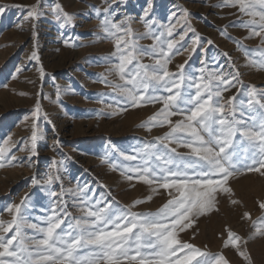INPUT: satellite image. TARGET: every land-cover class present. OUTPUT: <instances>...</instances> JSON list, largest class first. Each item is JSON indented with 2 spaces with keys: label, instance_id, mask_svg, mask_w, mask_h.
I'll return each mask as SVG.
<instances>
[{
  "label": "rangeland",
  "instance_id": "374dc122",
  "mask_svg": "<svg viewBox=\"0 0 264 264\" xmlns=\"http://www.w3.org/2000/svg\"><path fill=\"white\" fill-rule=\"evenodd\" d=\"M218 5L221 0H0V147L9 136L10 145H16L0 167V219L11 220L13 216L6 209L19 204L26 195L27 207L22 209L25 223L46 227L47 218L60 204L70 214L66 223L74 224L73 218L82 215V200L93 204L100 201L101 207L110 204L117 215L128 208L156 212L170 198L167 193L174 192L126 179V175H134L126 170L136 168L140 160L125 157L164 136L169 127L147 123L162 107L160 103L133 107L113 91V84L123 83L117 72L110 71L119 60L113 55L114 38L101 27L103 13L98 9L109 8L113 22L127 21L132 35L125 39L135 40L144 49L158 43L152 35L145 36L150 31L158 35L175 25L168 39L176 41L186 31L185 40L177 44L182 46L180 53L173 50L169 70L176 72L178 65L185 64V73L197 78L201 69L233 75L238 70L240 84L224 91L223 97H236L237 119L248 123L254 117L258 120L264 109L249 107L248 101L253 91L256 99H262L259 94L264 93V67H260L264 37L252 36V29L243 26L242 22L252 17L242 14L238 7ZM30 6L38 7L42 13L39 19L26 18ZM146 10L148 17H144ZM64 13L72 19L67 20ZM145 20L151 21V29ZM197 37L201 46L191 52V42ZM33 51L38 60L30 59ZM140 60L151 64L153 57L143 55ZM37 103L41 106L38 119L34 116ZM34 123L38 133L35 155L19 150L24 144L30 147ZM237 148L239 165L251 164L247 144L241 145L237 139ZM178 151L186 153L188 149L179 147ZM12 155L15 161L8 159ZM49 176L59 178L49 184ZM262 177L259 172L239 167L227 181L231 191H218L213 209L195 217L194 226L179 232V238L223 255L229 264H264V235H252L257 230L264 233ZM81 189L86 197L80 194ZM149 195L150 201L146 199ZM136 200L145 202L133 207ZM245 213H250L251 219ZM229 230L242 238L239 250L249 254L248 259L239 255L237 247L224 246ZM25 232L43 237L30 228ZM89 251L84 249L81 254Z\"/></svg>",
  "mask_w": 264,
  "mask_h": 264
},
{
  "label": "snow or ice",
  "instance_id": "6c2138e0",
  "mask_svg": "<svg viewBox=\"0 0 264 264\" xmlns=\"http://www.w3.org/2000/svg\"><path fill=\"white\" fill-rule=\"evenodd\" d=\"M218 6L238 7L242 14L252 17L242 22L243 26L252 29V36L264 37V0H221ZM57 8L60 6L57 5ZM97 11L103 13L101 27L104 32L115 40L113 55L118 57L119 62L110 71L117 72L123 83L113 84V91L122 95L133 107L160 103L162 107L148 118L147 123L169 127L164 136L146 142L135 155L125 157L129 161L140 160L136 168L126 170L134 173L126 175V179H137L174 192L167 193L170 198L156 212H134L128 208L117 215L110 204L101 207L100 201L93 204L90 200H82L79 205L82 215L73 218L74 224L66 223L65 217L70 214L60 204L47 218L46 227L25 223L22 209L27 207L29 197L26 195L19 204H12L6 209L13 216L11 220L0 219V264H229L223 255L217 256L181 240L179 232L192 227L195 217L213 209L218 191H231L226 184L239 167L264 175V112L258 120L254 117L252 123H248L236 118V97L224 99L223 92L239 83L238 70L233 75L223 71L205 73L201 69L198 78L185 73V64L178 65L176 72L169 70L173 50L175 54L180 53L182 46L177 47V44L185 40L186 31L179 34L178 41L168 39L172 37L175 25L158 35L150 31L145 36L152 35L158 43L144 49L135 40L125 39L132 35L127 21L113 22L110 19L113 13L109 8ZM184 12L187 16L186 9ZM41 15L37 6H30L26 18L39 19ZM63 15L69 21L72 19L67 13ZM148 15L146 10L144 17ZM145 24L151 29V21L145 20ZM191 31L195 32L194 29ZM191 43V52L201 46L199 37ZM143 55L152 56L153 62L142 63L140 57ZM30 59H39L36 51L32 52ZM260 67H264V62L260 63ZM162 90L167 94H150ZM250 95L249 107L264 109V93L259 94L262 99H256L255 91ZM40 110L41 106L37 103L34 111L37 119ZM175 116L182 118L173 120ZM32 127L30 147L24 144L22 138L24 147L19 150H28L35 155L38 133L35 123ZM237 139L241 145L247 144L251 164L239 165ZM10 141L11 136L0 147V167H4L8 153L16 146L15 143L10 145ZM179 147L188 149V152H179ZM8 159L15 161L17 158L12 155ZM58 178L49 176L48 183ZM33 182L36 183L35 180ZM79 191L86 197L82 189ZM146 199L150 201L152 196ZM144 202L136 200L133 207ZM260 207L264 208V203ZM245 216L251 219L250 213H245ZM25 228L42 233L43 237L29 236ZM258 234L264 235L259 230L252 235ZM241 240L237 233L229 230L225 246L231 244L237 247L239 255L248 259L249 254L239 250L238 242ZM84 249L91 251L82 255Z\"/></svg>",
  "mask_w": 264,
  "mask_h": 264
},
{
  "label": "bare ground",
  "instance_id": "6f19581e",
  "mask_svg": "<svg viewBox=\"0 0 264 264\" xmlns=\"http://www.w3.org/2000/svg\"><path fill=\"white\" fill-rule=\"evenodd\" d=\"M258 78H259V77H258ZM239 84H240V83H239ZM73 163H74V162H73ZM76 169H77V168H76ZM262 178H263V177H262ZM262 178H261V179H262ZM258 180H259V179H258ZM262 180H264V178H263ZM260 181H261V180H260ZM252 182H253V181H252ZM263 182H264V181H263ZM241 184H242V183H241ZM237 186H239V185H237ZM240 186H241V185H240ZM234 188H235V187H234ZM235 189H236V188H235ZM153 191H154V190H153ZM147 192H148V191H147ZM161 195H162V194H161ZM160 197H161V196H160ZM155 200H157V199H155ZM223 206H224V205H223ZM224 210H225V209H224ZM224 210H223V211H224ZM258 213H259V212H258ZM229 216H230V215H229ZM197 218H198V217H197ZM200 220H201V219H200ZM195 221H196V220H195ZM196 222H197V221H196ZM198 222H199V221H198ZM201 223H202V222H201ZM234 223H235V222H234ZM199 224H200V222H199ZM202 224H203V223H202ZM202 224H201V225H202ZM248 224H249V223H248ZM241 225H242V224H241ZM246 225H247V223H246ZM193 226H194V225H193ZM198 227H199V226H198ZM219 227H220V226H219ZM193 228H194V227H193ZM199 229H200V228H199ZM223 229H224V228H223ZM193 230H194V229H193ZM203 230H204V229H203ZM187 232H189V231H187ZM187 232H186V233H187ZM203 233H204V232H203ZM220 233H222V231H221ZM184 234H185V233H184ZM187 236H188V234H187ZM189 236H190V234H189ZM202 236H203V234H202ZM224 236H225V235H224ZM180 237H182V236H180ZM196 237H197V236H196ZM183 238H184V237H183ZM193 238H194V236H193ZM219 238H220V237H219ZM189 239H190V237H189L187 240H189ZM185 240H186V238H185ZM193 243H194V242H193ZM195 245L198 246V247H201V246L199 245V243H195ZM201 245H202V244H201ZM202 246H203V245H202ZM224 246H225V245H224ZM204 247H206L205 244H204ZM206 249H207V248H206ZM226 251H227V250H226ZM256 264H257V263H256Z\"/></svg>",
  "mask_w": 264,
  "mask_h": 264
}]
</instances>
